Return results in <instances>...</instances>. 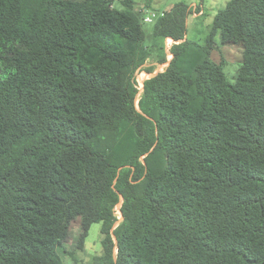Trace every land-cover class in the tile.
Instances as JSON below:
<instances>
[{"label": "trees", "instance_id": "obj_1", "mask_svg": "<svg viewBox=\"0 0 264 264\" xmlns=\"http://www.w3.org/2000/svg\"><path fill=\"white\" fill-rule=\"evenodd\" d=\"M134 5L0 0V264H63L76 218L80 245L101 225L92 264H264V0L203 42L178 1L152 46ZM216 36L243 47L234 82Z\"/></svg>", "mask_w": 264, "mask_h": 264}, {"label": "rangeland", "instance_id": "obj_2", "mask_svg": "<svg viewBox=\"0 0 264 264\" xmlns=\"http://www.w3.org/2000/svg\"><path fill=\"white\" fill-rule=\"evenodd\" d=\"M178 1H184L191 6V14L187 19V38L203 42L206 35L209 33L214 15L219 8L225 6L228 0H135L134 6L136 11L140 13L152 10L163 12L170 9L171 6ZM119 3V1H116L114 7H119ZM151 29L152 24L144 25L145 33L148 36L146 43L149 46H152L149 33ZM167 43L168 41L164 42V48L161 50H159L158 47L153 48V52L159 51V53H167ZM242 52V45L230 42L222 44L220 43L219 36H216L215 49L211 54V58L214 62L222 65L226 77L231 82H234L237 78L239 68L242 64ZM167 61H169V59H167ZM145 64V67L152 66L154 68L149 76L151 77L154 74L163 71L168 63L157 64L154 60L148 59ZM136 108L139 109L138 100L136 101ZM116 214L118 218H121L118 208ZM100 227V223L92 224L83 244L80 245V218H76L72 221L70 225V238L66 243V252L61 254L63 264H92L93 258L102 254L101 239L103 236L100 232Z\"/></svg>", "mask_w": 264, "mask_h": 264}, {"label": "built area", "instance_id": "obj_3", "mask_svg": "<svg viewBox=\"0 0 264 264\" xmlns=\"http://www.w3.org/2000/svg\"><path fill=\"white\" fill-rule=\"evenodd\" d=\"M163 14V12L158 11V10H152V11H147L144 12L142 15V21L145 24H152L155 22V20L160 17ZM168 43H167V59L171 58V55L169 53V48L172 44V41L170 39H167ZM165 64V63H164ZM150 72H146L144 70H136L135 72V76H134V81H135V88L137 89V98L139 97L140 93L143 90V85H144V81L149 78L150 76ZM137 101V100H136ZM120 212V211H119Z\"/></svg>", "mask_w": 264, "mask_h": 264}]
</instances>
